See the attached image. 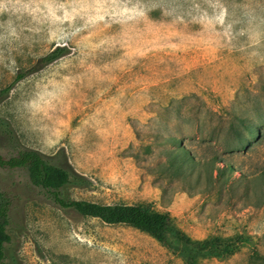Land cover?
Instances as JSON below:
<instances>
[{
	"label": "rangeland",
	"instance_id": "rangeland-1",
	"mask_svg": "<svg viewBox=\"0 0 264 264\" xmlns=\"http://www.w3.org/2000/svg\"><path fill=\"white\" fill-rule=\"evenodd\" d=\"M57 46L69 53L37 69ZM168 137L194 167L165 164ZM24 149L86 179L67 198L147 205L228 246L193 252L200 264H264V0H0V155ZM0 188L5 264H185L143 232L60 208L23 171L0 168Z\"/></svg>",
	"mask_w": 264,
	"mask_h": 264
},
{
	"label": "trees",
	"instance_id": "trees-1",
	"mask_svg": "<svg viewBox=\"0 0 264 264\" xmlns=\"http://www.w3.org/2000/svg\"><path fill=\"white\" fill-rule=\"evenodd\" d=\"M68 53L65 46H57L40 57L34 65L37 69H41ZM24 76L25 74H19L17 78L20 79ZM254 137L257 140L260 139L257 133H255ZM164 142L175 146L165 161V164L173 173L183 168L194 167L190 163L191 159L187 157L189 156L186 150L187 144L183 143L182 145L179 140L171 137L165 138ZM244 143V141H240L236 144V147H241ZM248 145L247 143V147ZM218 161H223V163L219 164ZM227 161L228 159L226 158L214 155L211 163L212 165L217 164L219 175H224L226 168L232 173L233 171L229 166H235L233 162ZM224 164L226 166H223ZM0 168L11 171H23L30 186L47 194L49 199L62 209H72L82 217L95 218L107 225H124L147 234L172 253H178L182 256L185 264H200L198 258L193 254L195 251H210L214 255L229 252L228 246L224 245L222 248L218 239L191 240L181 233L174 223V219L168 213L154 211L147 205L102 204L67 198L64 196V190L69 186L83 187L86 184V179L71 169H66L50 162L37 150H19L15 155L7 159L0 155ZM245 179L239 176L236 182L242 183ZM11 204V194L0 188V264L6 263V249L11 242L8 232ZM174 241L177 245L174 244Z\"/></svg>",
	"mask_w": 264,
	"mask_h": 264
}]
</instances>
